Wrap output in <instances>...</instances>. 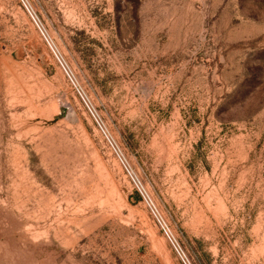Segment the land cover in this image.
Returning a JSON list of instances; mask_svg holds the SVG:
<instances>
[{
    "label": "rangeland",
    "instance_id": "374dc122",
    "mask_svg": "<svg viewBox=\"0 0 264 264\" xmlns=\"http://www.w3.org/2000/svg\"><path fill=\"white\" fill-rule=\"evenodd\" d=\"M24 2L191 263L264 264V0ZM0 264H181L20 0Z\"/></svg>",
    "mask_w": 264,
    "mask_h": 264
},
{
    "label": "built area",
    "instance_id": "2783aa9c",
    "mask_svg": "<svg viewBox=\"0 0 264 264\" xmlns=\"http://www.w3.org/2000/svg\"><path fill=\"white\" fill-rule=\"evenodd\" d=\"M20 1L22 3L23 7L25 8V10L27 11V13L29 14L31 20L33 21V23L35 24V26L37 27V29L41 33L45 43L48 45V47L52 51V53L55 56L60 68L63 70L64 74L66 75L68 81L74 87V89L76 90L78 96L80 97V99L84 103L85 107L87 108L89 114L91 115V117L95 121V124L97 125L98 129L103 134V136L105 137V139L108 142L109 146L112 148L113 152L117 156L121 166L123 167V169L125 171V174L129 178L130 182L133 184V187L138 192L141 200L144 202V204L146 205L147 209L149 210V213L152 216V219H153L154 223L156 224V226L161 231L162 236L167 240V242L169 243L170 247L172 248V250L175 252V254L178 257V259L180 260L181 264H192L190 259L186 255L185 251L183 250V248L181 247V245L179 244V242L177 241V239L175 238V236L171 232L168 224L165 222V220L161 216V214L158 211L155 203L150 198V196L146 192V190H144V188H143L141 182L139 181V179L130 170V168H129L128 164L126 163V161L124 160L119 148L116 146V144L111 139L109 132L101 124V122H99V120L96 118V116L94 115V113L92 112V110L90 109L88 104L86 103V100H85V98L83 96V93L80 90L78 84L76 83L71 71L66 66V64L63 62V60H62L61 56L59 55L58 51L54 48V46L52 45L51 41L46 36V34L43 31V28H42L39 20L36 18V16H34L32 14L31 10L28 8V6L24 2V0H20Z\"/></svg>",
    "mask_w": 264,
    "mask_h": 264
},
{
    "label": "bare ground",
    "instance_id": "6f19581e",
    "mask_svg": "<svg viewBox=\"0 0 264 264\" xmlns=\"http://www.w3.org/2000/svg\"><path fill=\"white\" fill-rule=\"evenodd\" d=\"M10 82V81H9ZM12 82V81H11Z\"/></svg>",
    "mask_w": 264,
    "mask_h": 264
}]
</instances>
